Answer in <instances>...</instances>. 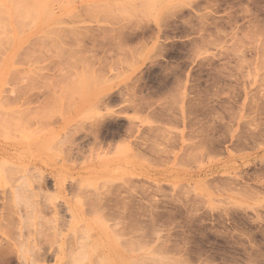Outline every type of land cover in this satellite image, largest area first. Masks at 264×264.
<instances>
[{"label": "rangeland", "instance_id": "obj_1", "mask_svg": "<svg viewBox=\"0 0 264 264\" xmlns=\"http://www.w3.org/2000/svg\"><path fill=\"white\" fill-rule=\"evenodd\" d=\"M43 2L0 0V264L20 226L39 264L76 232L139 264H264V0Z\"/></svg>", "mask_w": 264, "mask_h": 264}, {"label": "bare ground", "instance_id": "obj_2", "mask_svg": "<svg viewBox=\"0 0 264 264\" xmlns=\"http://www.w3.org/2000/svg\"><path fill=\"white\" fill-rule=\"evenodd\" d=\"M44 0H39V15L40 16H50V13L46 8V5L43 2ZM44 171H38L39 173V179L37 183V187L40 191L46 190V183L45 176L43 175ZM49 176H51L52 180H54V185L56 188V191L59 194H62L64 191V184L63 181L57 178V175L55 174V171H49ZM29 184L23 183V184H17L15 186V189L11 191V197L15 200L18 207H23L24 210H20V221H31L33 217L36 214V205L35 202H33L32 195H28L26 191L28 190ZM64 212H67L70 219L65 220V224L67 226H71V229L74 231L76 230V225L78 223L83 222V216L81 213L80 206L77 201H72L70 199L63 200ZM59 206V207H58ZM48 207L53 210V215L56 218V216L60 213L59 211H62V208H60V205L58 203L54 202L48 205ZM66 214V213H65ZM23 223V222H22ZM63 224V222H62ZM74 236L75 242L74 245L69 246L67 248L68 253L65 255V257H61L63 250L62 245L58 247V250L56 251V257L55 261H57V264H117L119 261H124V264H139L137 263L135 257L133 258V252L135 251L133 248H131V241L129 238L127 243H129L130 248L126 249L124 252L119 251L118 248L115 250V247L111 249L108 246L103 245L100 243L98 247L101 246V248H97L94 246V248L90 247L91 250L87 248V246L84 243L83 237H85L82 232L75 233ZM19 237L20 239L17 240L15 243L17 244L18 248V258L20 259V262L22 264H39L42 260H46L45 257H41L40 252H36L34 248V244L30 246L29 243V237L30 233L27 235L24 231V227H19ZM128 238V237H127ZM125 242V240H124ZM146 242V241H145ZM97 245V244H96ZM117 247V246H116ZM94 249V250H93ZM51 251L53 252V244H51ZM114 252V253H113ZM96 257V258H95ZM118 257V259H116ZM128 258V259H127ZM123 259V260H122ZM89 260V261H88ZM117 262V263H115ZM120 262V263H121ZM140 264H146L145 261L141 260Z\"/></svg>", "mask_w": 264, "mask_h": 264}]
</instances>
